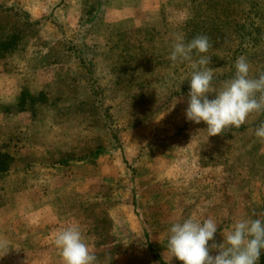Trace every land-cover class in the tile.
Segmentation results:
<instances>
[{
  "label": "rangeland",
  "instance_id": "1",
  "mask_svg": "<svg viewBox=\"0 0 264 264\" xmlns=\"http://www.w3.org/2000/svg\"><path fill=\"white\" fill-rule=\"evenodd\" d=\"M83 1L0 0V39L18 38L0 50V264H62L54 237L73 224L99 264H182L173 223L212 218L222 243L264 220V113L208 136L185 117L192 69L167 58L203 34L214 88L241 55L258 78L264 0Z\"/></svg>",
  "mask_w": 264,
  "mask_h": 264
},
{
  "label": "clouds",
  "instance_id": "2",
  "mask_svg": "<svg viewBox=\"0 0 264 264\" xmlns=\"http://www.w3.org/2000/svg\"><path fill=\"white\" fill-rule=\"evenodd\" d=\"M211 47L207 35H197L185 42L177 34L167 58L173 66L187 62L192 69L186 119L197 125L204 122L208 136H216L240 128L252 113H264V72L258 78L250 77V64L241 55L235 61L233 78L221 88H214L215 73L208 67L211 56L205 55ZM194 55L198 57L195 60ZM211 93H215L214 99H209ZM254 135L264 143V121L255 128ZM168 232L167 250L182 264H258L264 251V220L261 219L235 221L222 243L215 242L217 224L212 218L199 222L189 217L173 223ZM54 245L62 264H99L78 225L59 231ZM7 248L8 243L0 240L4 255L8 253L4 251ZM213 250L216 255L210 254Z\"/></svg>",
  "mask_w": 264,
  "mask_h": 264
},
{
  "label": "trees",
  "instance_id": "3",
  "mask_svg": "<svg viewBox=\"0 0 264 264\" xmlns=\"http://www.w3.org/2000/svg\"><path fill=\"white\" fill-rule=\"evenodd\" d=\"M85 4L87 2V0H84ZM83 1V3H84ZM94 7L91 9H89V11H87L85 14L87 15V13H92ZM92 18H89L88 21H92L95 16H92ZM17 37L16 36H10L7 39H0V50H4V52H7L12 46H14L17 42ZM10 157V155L5 154V153H0V171H7L10 167V163L7 162L6 160ZM261 256L263 257L261 264H264V251H262Z\"/></svg>",
  "mask_w": 264,
  "mask_h": 264
},
{
  "label": "crops",
  "instance_id": "4",
  "mask_svg": "<svg viewBox=\"0 0 264 264\" xmlns=\"http://www.w3.org/2000/svg\"><path fill=\"white\" fill-rule=\"evenodd\" d=\"M28 2H32V4L33 5H37V3L39 4L40 2L42 3V5H43V0H32V1H30V0H28ZM70 2L72 3V4H75L76 5V0H70ZM82 2V1H81Z\"/></svg>",
  "mask_w": 264,
  "mask_h": 264
}]
</instances>
